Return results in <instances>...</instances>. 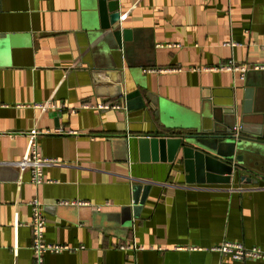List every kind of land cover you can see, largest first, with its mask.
<instances>
[{
    "label": "crops",
    "instance_id": "obj_1",
    "mask_svg": "<svg viewBox=\"0 0 264 264\" xmlns=\"http://www.w3.org/2000/svg\"><path fill=\"white\" fill-rule=\"evenodd\" d=\"M120 12L131 35L121 49L101 28L98 0H0V264H264L213 249L264 248L262 155L230 183H189L183 166L164 182L134 179L123 135L195 132L230 103L239 119L248 85L264 104V71L206 68L264 64V0H120ZM121 81L145 106L97 107L115 102ZM31 139L57 160L40 183L17 163ZM134 180L152 184L135 214ZM35 198L46 241L68 246L41 263Z\"/></svg>",
    "mask_w": 264,
    "mask_h": 264
},
{
    "label": "water",
    "instance_id": "obj_2",
    "mask_svg": "<svg viewBox=\"0 0 264 264\" xmlns=\"http://www.w3.org/2000/svg\"><path fill=\"white\" fill-rule=\"evenodd\" d=\"M98 4L101 28L121 49L131 35L121 25L120 0H98ZM258 88L248 85L245 107L239 119L234 103H230L204 115L201 128L195 132L171 130L163 133L157 128L152 133L127 130L123 135L131 176L164 182L169 174L183 166L189 183H230L235 172L252 170L253 154L262 155L264 161V104L259 102ZM109 95L116 97L114 104L124 105L127 111L145 106L139 90L126 93L124 81L111 88ZM148 96L157 103L150 94ZM247 155L250 156L248 160ZM151 186L149 182L134 180V214Z\"/></svg>",
    "mask_w": 264,
    "mask_h": 264
},
{
    "label": "built area",
    "instance_id": "obj_3",
    "mask_svg": "<svg viewBox=\"0 0 264 264\" xmlns=\"http://www.w3.org/2000/svg\"><path fill=\"white\" fill-rule=\"evenodd\" d=\"M206 68H218L223 70H230L233 72L241 71L244 74L253 70L264 71V64L255 63V64H239L234 59H229L226 62H221L215 66H209ZM168 70L170 68H161L159 71ZM39 105V104H38ZM89 104H86L88 106ZM99 108H109V107H118V105L110 102H104L97 104ZM61 131V130H60ZM20 166H30L32 170V179L35 183H40L43 179V167L47 165H52L57 163V160L45 157L40 154L36 142L31 139L29 143L28 156L17 162ZM33 210V219H32V229H33V245L36 260L38 263L42 262L43 254L46 251H60L68 246H63L61 244H54L47 242L45 239V214L43 210L42 203L37 199H33L31 202ZM134 248H139L136 243H133ZM214 250L221 252L222 254H228L232 258L237 260H246V259H264V248L258 246L248 247L241 242L225 240L220 244L213 247Z\"/></svg>",
    "mask_w": 264,
    "mask_h": 264
}]
</instances>
